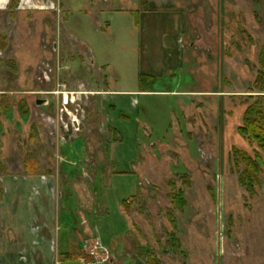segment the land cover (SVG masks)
Here are the masks:
<instances>
[{"label": "rangeland", "instance_id": "374dc122", "mask_svg": "<svg viewBox=\"0 0 264 264\" xmlns=\"http://www.w3.org/2000/svg\"><path fill=\"white\" fill-rule=\"evenodd\" d=\"M263 61L264 0H0V264H264Z\"/></svg>", "mask_w": 264, "mask_h": 264}, {"label": "trees", "instance_id": "16d2710c", "mask_svg": "<svg viewBox=\"0 0 264 264\" xmlns=\"http://www.w3.org/2000/svg\"><path fill=\"white\" fill-rule=\"evenodd\" d=\"M264 73V61H263V72ZM156 85V80L152 77H148L145 75H138V88L140 91L144 93L153 92V89ZM259 93H264L263 89L258 90ZM264 95L258 96L254 102L248 106L247 110L244 113L243 122L241 127L238 129V133L240 136L247 138L249 141L257 142L260 147H263L262 141L264 142ZM261 144V145H260ZM235 153L240 154V157H243V153L240 151H235ZM242 158V159H243ZM246 160V171L241 176L244 183L246 180L250 181L253 177L256 176L258 171L259 162L256 160H252L250 158H244ZM248 183V182H247ZM179 195V196H177ZM173 195L171 199V203L173 207L176 209L181 208V204L184 206L185 202L183 201L180 194ZM133 197L122 203V207L126 206ZM68 257V256H66ZM68 259V258H65Z\"/></svg>", "mask_w": 264, "mask_h": 264}, {"label": "crops", "instance_id": "0c3cea01", "mask_svg": "<svg viewBox=\"0 0 264 264\" xmlns=\"http://www.w3.org/2000/svg\"><path fill=\"white\" fill-rule=\"evenodd\" d=\"M149 61H150V59H149ZM159 60H156V61H152V62H155L156 64H157V62H158ZM153 68H156V67H154L153 66ZM157 68H159V67H157ZM157 68L156 69H151V68H146V69H143V70H139L138 71V75L139 74H141V75H145V76H148V77H152V78H154L155 80H157V81H159V79L161 78V76H162V74L160 75V70H158L157 71ZM138 86V85H137ZM121 94H123V95H125V96H127V98L128 99H130V98H133V97H145V96H148L149 95V93H144V92H142V91H140L139 90V88L137 87V89L136 90H132V91H130V92H121ZM114 95V94H113ZM132 96V97H131ZM129 103V105L130 106H132V103L131 102H128ZM129 106V107H130ZM131 108V110H132V108L133 107H130ZM138 117V113H137V115H135L134 116V118L136 119ZM129 119V118H128ZM133 120V119H132ZM117 172H119L118 170H117ZM121 175H124V176H129V179L131 178L130 176V174H128L127 173V171H125L124 173H120V175L117 173V175L116 176H119V177H121ZM115 176V177H116ZM130 187H131V193H129V194H126L125 196H121L120 198H118L113 204V206H114V209H115V213L117 212V214L119 215V216H122L123 215V213L121 212V210H122V203L123 202H125V201H127V200H129V199H131L132 197H134L135 196V186H134V181H132L131 183H130ZM109 205V204H108ZM58 246H59V242H58Z\"/></svg>", "mask_w": 264, "mask_h": 264}, {"label": "water", "instance_id": "95a60500", "mask_svg": "<svg viewBox=\"0 0 264 264\" xmlns=\"http://www.w3.org/2000/svg\"><path fill=\"white\" fill-rule=\"evenodd\" d=\"M37 105H42L43 104V102L42 101H37V103H36ZM76 126V125H75Z\"/></svg>", "mask_w": 264, "mask_h": 264}]
</instances>
